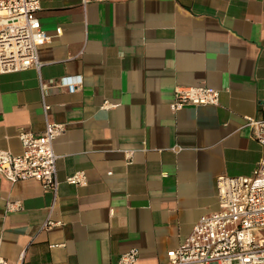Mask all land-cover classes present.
Listing matches in <instances>:
<instances>
[{"label": "crops", "instance_id": "1", "mask_svg": "<svg viewBox=\"0 0 264 264\" xmlns=\"http://www.w3.org/2000/svg\"><path fill=\"white\" fill-rule=\"evenodd\" d=\"M40 2L51 39L40 70L0 73V150L19 155L20 131L45 132L47 83L48 118L65 126L54 143L60 186L55 197L0 175V254L119 264L138 249L137 264L165 263L219 210L217 180L249 177L263 157L246 119H264V0ZM76 76L77 92L58 85ZM178 86L215 88L219 105L173 112ZM79 171L88 185L67 184Z\"/></svg>", "mask_w": 264, "mask_h": 264}, {"label": "built area", "instance_id": "2", "mask_svg": "<svg viewBox=\"0 0 264 264\" xmlns=\"http://www.w3.org/2000/svg\"><path fill=\"white\" fill-rule=\"evenodd\" d=\"M40 0H0V73L40 70L39 47L51 37L43 29L37 14ZM62 30H57L61 35ZM53 83V82H52ZM82 76L63 77L58 85L71 93L83 86ZM45 132L37 135L20 131L22 153L15 155L0 150V175L16 183L36 180L56 197L60 181L57 176L55 141L64 133L63 124L48 118L50 106L45 102L47 83L41 82ZM220 91L208 86H178L170 105L173 112L187 106H217ZM109 107L107 103L105 105ZM264 108V105H263ZM256 140L263 147V157L249 177H221L217 180L219 210L202 217L190 235L176 249L167 253L161 264H264V119L247 117ZM73 186L85 187L88 179L83 171L66 179ZM9 210L20 209L19 203H8ZM55 224L48 222L44 229ZM139 250L123 254L119 264H137ZM0 264H11L0 254Z\"/></svg>", "mask_w": 264, "mask_h": 264}]
</instances>
